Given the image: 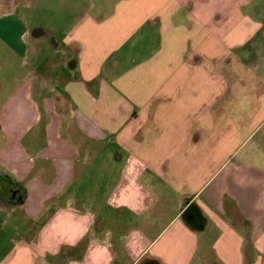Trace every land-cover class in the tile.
<instances>
[{"label": "crops", "instance_id": "obj_1", "mask_svg": "<svg viewBox=\"0 0 264 264\" xmlns=\"http://www.w3.org/2000/svg\"><path fill=\"white\" fill-rule=\"evenodd\" d=\"M72 9L52 36L0 14V264H259L264 0Z\"/></svg>", "mask_w": 264, "mask_h": 264}, {"label": "rangeland", "instance_id": "obj_2", "mask_svg": "<svg viewBox=\"0 0 264 264\" xmlns=\"http://www.w3.org/2000/svg\"><path fill=\"white\" fill-rule=\"evenodd\" d=\"M25 1H23L20 6L15 8L13 3L10 4V0H0V3L2 2L3 6L0 10V14L11 13L13 14L12 16H15L16 18L23 17L29 31L37 27L44 32V36H50L52 33L57 34L59 32L62 34V32L69 26V19L73 20L72 16L71 18H68L67 13L75 10L72 9V7L85 3L87 0H35L36 2L39 1L36 7L31 6L30 0ZM12 2H14V0H12ZM30 53L31 43L29 40L27 57L25 59L28 63H30ZM6 62L11 70H14V68L19 69L20 67L19 58L15 56L13 52L8 51L0 42V69L3 68V66L5 67ZM110 156L111 155L109 153H104L103 159L106 163H103L101 160H97L94 164H92V167H90L86 173L79 178V180H85L84 183L86 184L87 194L109 193L110 180H114V174L119 169L116 167L117 165L111 164ZM254 254L259 264H264V241L261 243L260 248L254 249Z\"/></svg>", "mask_w": 264, "mask_h": 264}, {"label": "flooded vegetation", "instance_id": "obj_3", "mask_svg": "<svg viewBox=\"0 0 264 264\" xmlns=\"http://www.w3.org/2000/svg\"><path fill=\"white\" fill-rule=\"evenodd\" d=\"M37 32H40V29L39 28H34V29H32L31 31H30V34L31 35H34V34H36Z\"/></svg>", "mask_w": 264, "mask_h": 264}]
</instances>
